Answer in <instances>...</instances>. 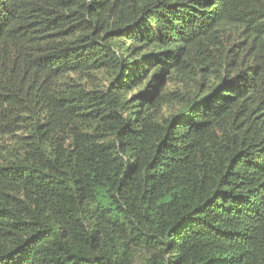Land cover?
<instances>
[{
    "label": "trees",
    "instance_id": "16d2710c",
    "mask_svg": "<svg viewBox=\"0 0 264 264\" xmlns=\"http://www.w3.org/2000/svg\"><path fill=\"white\" fill-rule=\"evenodd\" d=\"M0 264H264V0H0Z\"/></svg>",
    "mask_w": 264,
    "mask_h": 264
}]
</instances>
